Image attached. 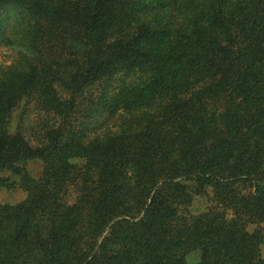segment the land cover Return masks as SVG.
Wrapping results in <instances>:
<instances>
[{"label":"trees","instance_id":"trees-1","mask_svg":"<svg viewBox=\"0 0 264 264\" xmlns=\"http://www.w3.org/2000/svg\"><path fill=\"white\" fill-rule=\"evenodd\" d=\"M223 4L0 0L29 29L0 69V190L28 179L32 161L51 173L80 159L95 179L88 211L85 197L57 203L26 258L32 212L15 207L0 264H264V0ZM151 89L147 112L138 99ZM22 101L43 114L34 145L9 125ZM117 110L127 121L112 136L101 128ZM188 186L215 191L226 211L176 217Z\"/></svg>","mask_w":264,"mask_h":264},{"label":"rangeland","instance_id":"rangeland-1","mask_svg":"<svg viewBox=\"0 0 264 264\" xmlns=\"http://www.w3.org/2000/svg\"><path fill=\"white\" fill-rule=\"evenodd\" d=\"M224 7L230 11L234 9L240 2H248V0H222ZM20 11L13 5H4L0 10V69L3 70L18 58L19 52H22L20 47L24 35L29 30L27 22L20 21ZM63 54V52H62ZM112 93L118 92L117 88L113 87L110 90ZM158 93L153 89L146 90L145 94L138 100L147 105L151 111L155 108L156 98ZM26 102H20L19 106L14 110L10 118V128L14 131L16 127H21L22 133L26 140L31 145L36 144L33 138L34 134L42 128L43 114L38 113L33 104L25 106ZM130 104L125 103V112ZM141 110V109H139ZM131 111L136 112V108ZM130 111V112H131ZM121 111L117 110L114 115L110 116L102 125V130L111 131L112 136L121 131L127 119L120 118ZM82 122V121H81ZM100 132H104L99 130ZM103 141L105 139L103 134H100ZM261 142L264 145V134ZM78 148L76 151H79ZM26 169L29 170L30 176L28 179L21 181L20 184L16 181L15 186L9 185L7 189L0 190V235H6L13 227L12 211L15 207L21 206L23 209L32 212V218L28 221L25 236L22 242V257L26 258L32 249V239L34 235L40 236L46 230L50 218L53 214V209L57 203L66 202L68 205L79 204V200L85 197V206L82 208L88 211L90 207V200L92 198L91 185L94 184L92 176H90L89 169H86V161L73 160V162H64L61 168L57 171L56 166L43 171V164L40 162H28ZM69 171L66 176L59 177L61 171ZM179 180H176L178 182ZM86 190V191H85ZM243 190V189H242ZM237 189L235 197L242 195L243 191ZM185 195L180 196L178 202L172 206L173 213L176 217L182 216L195 218L197 216L205 217H221L222 213L226 211L224 199L221 195L212 191L211 189H203L196 187H187L184 190ZM185 196V197H184ZM83 204L78 205V209ZM81 211V210H80ZM81 211L80 213H83ZM231 212V211H229ZM232 213V212H231ZM207 216V218H206ZM80 229V224L76 225V230ZM260 229L264 235V224L260 225ZM249 235L253 237V226H250ZM261 257L264 259V243L259 246ZM197 254H191L186 257L188 264H196L198 261Z\"/></svg>","mask_w":264,"mask_h":264}]
</instances>
